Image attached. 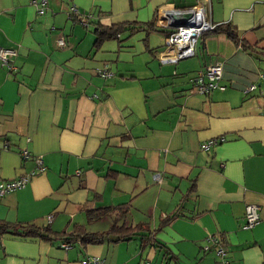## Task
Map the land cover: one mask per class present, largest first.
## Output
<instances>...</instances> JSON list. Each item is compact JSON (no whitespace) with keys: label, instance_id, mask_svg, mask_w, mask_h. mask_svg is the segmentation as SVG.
<instances>
[{"label":"crops","instance_id":"1","mask_svg":"<svg viewBox=\"0 0 264 264\" xmlns=\"http://www.w3.org/2000/svg\"><path fill=\"white\" fill-rule=\"evenodd\" d=\"M195 2L236 42L208 33L193 55L161 62L175 16L166 21L159 10ZM133 21L155 29L94 49L95 25ZM0 47L14 50L10 69L0 60V181L36 170V158L42 166L1 197L0 223L106 232L112 208L127 204L123 222L146 224L160 243L74 237L64 249L57 236L3 232L0 264H78L89 255L106 264H218L214 247L203 248L208 235L228 264H264V0H0ZM214 62L222 89L200 93L190 81ZM105 64L103 78L96 69ZM210 139L218 141L201 149ZM246 204L259 214L251 228Z\"/></svg>","mask_w":264,"mask_h":264},{"label":"built area","instance_id":"2","mask_svg":"<svg viewBox=\"0 0 264 264\" xmlns=\"http://www.w3.org/2000/svg\"><path fill=\"white\" fill-rule=\"evenodd\" d=\"M42 2L40 5L35 4L36 11L38 13L43 12ZM160 14L164 16L166 21H169L170 15H180L182 13H187L188 17L185 19H181L177 22V26L171 28V30L165 35V43L163 49L159 52V60L161 62H176L178 59L189 57L194 54V45L197 39L200 37L202 33L210 31L215 24L209 22L206 19V13L204 7L199 2H195L191 6L179 9L173 7H162L160 10ZM175 24V23H174ZM58 46L63 45V39L60 37L56 40ZM14 50L10 48L0 47V60L3 64L6 65L8 69L11 68L9 65V60L13 57ZM96 74L105 78L110 76L111 73L108 70L107 65H103L102 68L96 69ZM221 79V63L214 62L206 66L203 74H198L194 79L190 82L192 87H194L200 93H208L210 90L214 88L222 89L218 86V83ZM255 87L254 84H250L245 88L244 91L252 90ZM264 96V94L262 95ZM218 141V139H217ZM216 140L210 139L201 145V149H207L210 145H214L217 143ZM220 141V140H219ZM20 157L25 159L29 156L28 151L25 148L19 150ZM36 162V170H31L25 174H20L17 178L11 181H0V199L1 197L13 190L21 188L25 185L27 180L31 175L35 172H38L42 169L41 160L39 158L35 159ZM152 180L158 181L160 178L159 173L152 174ZM244 228H251L259 219V214L257 211V207L254 204H246L244 206L243 213ZM205 244L203 245L204 249H208L213 246L215 252L219 258L218 264H228L225 259V250L222 245L218 242V239L214 235H208L204 238ZM60 246L64 249L69 247L68 241H63L60 243ZM78 264H106L105 261L95 255L85 256L80 259ZM145 264H151L148 261Z\"/></svg>","mask_w":264,"mask_h":264},{"label":"trees","instance_id":"3","mask_svg":"<svg viewBox=\"0 0 264 264\" xmlns=\"http://www.w3.org/2000/svg\"><path fill=\"white\" fill-rule=\"evenodd\" d=\"M155 29L153 27L152 22H145V23H137L135 21L133 22H123V23H113L111 25L105 26V25H95L93 29L94 33V39H93V47L94 49H97L99 46L102 45V43L106 40H113L117 39L120 33L126 32L128 34H132L137 31L141 30H150ZM169 32L168 30L165 32ZM225 33L228 37L233 39L236 42V36L232 29L229 28L228 25H224L223 23L215 24V26L208 32L202 33L200 37L208 34V33ZM194 187V183H191L188 192L192 190ZM187 192V191H186ZM187 195V193H186ZM184 198V197H183ZM182 198V199H183ZM128 210L127 204H121L117 205L116 207L112 208V216H111V223L110 227L106 232H88L85 230H80L78 233H52L50 232L48 227L39 228L32 224H20L19 228H16L12 225H9L7 223H0V234L3 232H8L13 235L17 236H32V237H38L42 240H54L57 236V239L60 237L62 241H69L73 239L74 237H77L79 239L80 244H88V243H100L103 240H105L108 237H111L110 240L112 242H117L119 240H126L129 239L132 236H140L142 243H153L157 246H160V243L153 237H151V230L146 224H133V225H126L123 222V218ZM104 211V210H101ZM176 213H168L160 219V226L166 224L169 222L170 219H172ZM219 242V241H218ZM164 257H167L170 255V253L167 251V248L165 247L163 250Z\"/></svg>","mask_w":264,"mask_h":264},{"label":"water","instance_id":"4","mask_svg":"<svg viewBox=\"0 0 264 264\" xmlns=\"http://www.w3.org/2000/svg\"><path fill=\"white\" fill-rule=\"evenodd\" d=\"M186 17H188V14L187 13H182L180 15H175V17H173V22L171 24V27H176L178 24L177 22L181 19H185ZM175 23V24H174Z\"/></svg>","mask_w":264,"mask_h":264},{"label":"rangeland","instance_id":"5","mask_svg":"<svg viewBox=\"0 0 264 264\" xmlns=\"http://www.w3.org/2000/svg\"><path fill=\"white\" fill-rule=\"evenodd\" d=\"M138 32H139V31L134 32V33H132V34H128V33H126V32H122V33H120V34H124V33H125L127 36H130V37H131L132 35H134V34H136V33H138ZM113 41H114V40H106V41L103 42V44H105V43H107V42H112V43H113Z\"/></svg>","mask_w":264,"mask_h":264},{"label":"clouds","instance_id":"6","mask_svg":"<svg viewBox=\"0 0 264 264\" xmlns=\"http://www.w3.org/2000/svg\"><path fill=\"white\" fill-rule=\"evenodd\" d=\"M171 28H174V27H170V29H169L168 31H170V30H171ZM167 33H168V32H167ZM167 33H166V34H167ZM200 36H201V35H200Z\"/></svg>","mask_w":264,"mask_h":264}]
</instances>
